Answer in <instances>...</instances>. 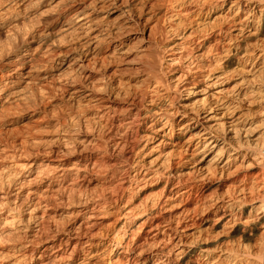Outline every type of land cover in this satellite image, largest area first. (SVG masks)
Listing matches in <instances>:
<instances>
[{
  "label": "bare ground",
  "instance_id": "1",
  "mask_svg": "<svg viewBox=\"0 0 264 264\" xmlns=\"http://www.w3.org/2000/svg\"><path fill=\"white\" fill-rule=\"evenodd\" d=\"M263 223L264 0H0V264H260Z\"/></svg>",
  "mask_w": 264,
  "mask_h": 264
},
{
  "label": "rangeland",
  "instance_id": "2",
  "mask_svg": "<svg viewBox=\"0 0 264 264\" xmlns=\"http://www.w3.org/2000/svg\"><path fill=\"white\" fill-rule=\"evenodd\" d=\"M249 180H252V176L249 178ZM253 190V189H252ZM248 191H250V190H248ZM251 192V191H250ZM250 195L252 194V193H249ZM253 227V225H251V228ZM253 231L252 230H250V231H247L246 232V234L247 235H249L250 233H252ZM241 234H236V236L234 237V242L232 243V245H233V248L235 249L236 248V244L238 243H240V246L238 247V249L236 250V255L238 256V257H240V258H243V260H244V258H246L245 257V255L243 254V252L241 251L242 249V245L241 244H246L247 242H250V241H248V240H242L241 238H239L238 240L236 239L238 236H240Z\"/></svg>",
  "mask_w": 264,
  "mask_h": 264
},
{
  "label": "built area",
  "instance_id": "3",
  "mask_svg": "<svg viewBox=\"0 0 264 264\" xmlns=\"http://www.w3.org/2000/svg\"><path fill=\"white\" fill-rule=\"evenodd\" d=\"M260 264H264V223L262 228V237H261V258Z\"/></svg>",
  "mask_w": 264,
  "mask_h": 264
}]
</instances>
